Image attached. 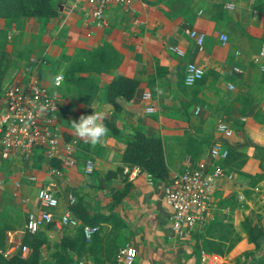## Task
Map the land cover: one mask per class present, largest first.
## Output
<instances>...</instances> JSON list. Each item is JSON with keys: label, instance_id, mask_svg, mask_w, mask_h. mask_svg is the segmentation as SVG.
I'll list each match as a JSON object with an SVG mask.
<instances>
[{"label": "crops", "instance_id": "0c3cea01", "mask_svg": "<svg viewBox=\"0 0 264 264\" xmlns=\"http://www.w3.org/2000/svg\"><path fill=\"white\" fill-rule=\"evenodd\" d=\"M215 1L221 3L216 4L217 7L224 9L217 10L211 6V0H152L147 6L134 2V15L123 4L113 3L105 11L106 25L87 20L84 0H63L59 11L43 21L36 16L7 18L17 22L13 30H16L23 49L18 64L27 69L18 81L25 82L30 74H35L56 94V128L64 138L72 141L74 147V163L61 165L59 172L52 174L58 195L56 212H61L74 201H81L88 212L112 214L107 221L99 223L100 230L107 234L94 244L96 250L85 252L87 260L104 258L108 249H114L117 244H129L136 250L132 264H202L199 252L192 247L194 232L176 233L170 228L169 210L162 200L165 179H154L138 166H135L132 176L123 170L110 177H106L105 173L108 169L125 166L120 159L121 153L135 127L145 134L160 137L167 177L180 168L182 158L187 153L194 160L206 164L210 161L208 148L197 157L190 152L181 153V150L192 148L193 138L201 135H211V142L215 131L207 125L206 120L200 121L191 112L192 105L187 103L191 96L177 85L183 70L177 53L199 65L203 72L221 67L220 57L212 43L217 42L218 34H225L226 41L230 38L231 28L226 23L230 19L224 14L229 12L225 6L227 1L232 2L236 9L235 19L241 24L264 29V0ZM220 18L225 22H220ZM4 19L0 17V24ZM186 27L204 33L200 49L185 33ZM240 36L246 41L245 34ZM103 44H107L109 52L116 56L112 66L98 73L77 71L76 81L67 88L59 89V85L52 84L48 67L55 63L61 51L66 54L76 51L84 57V49H89L97 56ZM168 45L175 46L176 51H170ZM235 50L238 49L234 48L232 55H235ZM32 57L43 58L45 63L34 61ZM156 66L162 70L161 73L155 72ZM115 74L131 76L138 81L129 99L116 97L120 105L118 110H113L103 93L104 85ZM86 83L96 85L97 89L93 92ZM143 90L150 91L149 99H141ZM146 104H152L155 112L145 113L143 106ZM87 108L90 113L92 110L104 111L105 120L112 122L118 133L109 132L95 147L78 138L70 122L78 120ZM218 119L225 120L229 126L231 124L229 117ZM257 139V130L235 132L232 129L231 135L222 140L245 154V160L238 170L252 175L250 178L229 170L222 171L213 180V207L209 219L230 222L239 235L233 246L222 255L211 252L219 255L223 261L253 247L241 228V219L255 207L264 204V142L258 144ZM87 162L91 165L89 172L84 171ZM2 163L12 168V179L36 175L37 181L28 185L33 189V197L30 199L23 195L27 210H35L38 205L35 194L38 181L51 177L41 149L35 148L25 157L20 151H15L8 158H0ZM127 167L131 169L133 165ZM123 180L128 182L127 191L118 201H113L110 194L120 187ZM61 228L64 226L52 225L43 230L49 234ZM41 255L40 252L39 264Z\"/></svg>", "mask_w": 264, "mask_h": 264}, {"label": "built area", "instance_id": "2783aa9c", "mask_svg": "<svg viewBox=\"0 0 264 264\" xmlns=\"http://www.w3.org/2000/svg\"><path fill=\"white\" fill-rule=\"evenodd\" d=\"M150 1L152 0H84V11L87 20L106 25L105 11L109 5L123 4L129 13L134 15V2L147 6ZM225 6L231 7L232 2L227 1ZM184 31L193 40L194 45L200 49L204 33L193 27H186ZM225 39L226 35L220 34V40ZM167 48L176 51L173 45H168ZM235 53H238V50H235ZM32 59L40 62L42 58L32 57ZM252 60L258 70L264 73V42L259 45ZM189 66L204 73L199 65L193 61H187L182 73V82L185 85H188L186 81L189 77H193L195 82L202 76L196 77L195 71H189ZM232 69L241 71L237 65H233ZM61 80L62 75L56 73L52 76L51 82L57 86ZM140 97L147 100L151 97V93L149 90H143ZM57 107L56 94L39 81L35 74H30L25 82L14 81L0 87V158H8L15 151H20L25 157L35 148H40L47 159V172L51 175L43 181H38L35 193L37 208L25 212L22 228L6 230L5 243L0 246L2 256L7 257L14 252L25 256L27 248L20 246L23 233L35 232L45 228L47 224L57 227L80 225L86 240H89L98 228L97 224H81L68 207L61 212H56L58 195L52 174L58 173L61 165H72L75 159L72 141L64 138L56 128ZM143 111L151 114L155 112V107L152 104H146L143 106ZM90 114L92 113L88 115ZM214 131L215 137L208 148L210 161L206 164L203 161L194 160L187 153L182 158L180 168L167 177L162 185V200L169 210L170 228L176 233L200 230L209 219L210 210L213 207V180L222 173L218 159L227 153V144L222 140L231 135L232 129L225 120L217 119ZM52 158L59 160V167L50 164L49 160ZM127 166L126 164L123 166V172H127L130 176L134 175L136 165H133L131 169ZM90 167V163L87 162L84 171L89 172ZM27 178L34 182L37 181L35 174H28ZM199 254L202 264L220 263L218 262L220 256L217 254L204 250H200ZM135 255V247L124 244L118 248L116 258L122 264H131ZM77 264H82V262L78 261Z\"/></svg>", "mask_w": 264, "mask_h": 264}, {"label": "rangeland", "instance_id": "374dc122", "mask_svg": "<svg viewBox=\"0 0 264 264\" xmlns=\"http://www.w3.org/2000/svg\"><path fill=\"white\" fill-rule=\"evenodd\" d=\"M216 4L221 3L211 0V6H215L217 10L220 8L224 9L222 6L217 7ZM253 5L255 4L253 3ZM226 10H229V12L226 11L224 14L230 19L226 23H229L230 32L233 34L229 33L230 38L228 41L226 39L224 41L220 40V34H218L217 42L212 43L216 54L220 57L221 67L218 69H205L202 77L190 86L182 82L181 76L177 85L191 96L190 101L187 103H191L193 108L191 112L197 119L200 121L206 120L207 125L214 128L218 118L229 117L231 118L230 126L235 132L239 130H245L246 132H249L250 129L257 130L258 139L256 142L261 144L264 142V73L258 70L252 58L259 45L264 42V29H256L243 23L241 24L235 19L236 9L233 8V5L227 7ZM223 18L225 19V17ZM220 19V22H225L224 19ZM4 20L0 24V87L3 84L18 81L19 76L27 72L25 67L23 68L21 64H18V58L22 57L21 51L23 49L16 30H13V28L17 27V22L14 19L5 18ZM240 34L246 35V41L241 39ZM234 48L239 51L238 53L234 51L235 55H232ZM84 51V57L76 53V51L69 54L61 51L55 63L48 67L49 76L52 77L56 73L62 75V80L58 86L59 89L62 87L67 88L73 81H76L77 71L86 70L98 73L115 63V54L106 51V49L102 53H98L97 56L89 49H84ZM172 52L174 51L172 50ZM177 56L180 57L184 70V65L189 60L182 54L177 53ZM40 62L45 63V60L42 58ZM233 65L240 67L241 71L233 70ZM86 85L93 92L97 89L96 85L90 86L89 83H86ZM89 111V108L85 109L84 115L90 113ZM210 139L211 135H201L198 138H193L195 140L192 143L193 147L181 150V153L190 152L197 157L209 148ZM11 169L4 163L0 164V233L2 234V239L7 229L22 228L24 215L27 210L23 203V195L25 194V198L31 199L33 197V189L28 186L33 181L27 179V177L18 178L17 180L12 179L10 175ZM247 215L251 216L253 221L258 220L263 223L264 204L255 207ZM2 229L4 230L2 231ZM77 230L78 226H64V228L52 230L53 232L48 234L46 230L42 229L38 233L45 240L39 250L42 254L41 264H57L51 260L49 255L57 249L59 237L64 234L75 235ZM215 231L232 238L227 227H223L220 230L215 229ZM104 234H107L106 231L102 232L98 227L89 240L84 238L85 245L89 246V249L82 252V257L79 260L71 261L69 264H77L78 261H81L82 264H122L117 260L116 253L118 248L124 244H117L114 249L109 248L104 258H92L89 260L85 258V252L88 251L90 253L96 250V248L94 249V244L102 236L104 237ZM112 237L115 238L114 236ZM2 239L0 237V244ZM100 250H102L101 247ZM200 250L202 249L197 251L200 253ZM262 256H264V236L259 237L257 246L253 245L252 249L240 251L236 255L226 258V261L219 259L218 262H220L219 264L221 262L227 264H259L258 260Z\"/></svg>", "mask_w": 264, "mask_h": 264}, {"label": "trees", "instance_id": "16d2710c", "mask_svg": "<svg viewBox=\"0 0 264 264\" xmlns=\"http://www.w3.org/2000/svg\"><path fill=\"white\" fill-rule=\"evenodd\" d=\"M62 4L63 0H0V17L36 16L43 21L47 17L55 15L62 7ZM105 49L109 51L107 50L109 49L107 44L101 45L97 52L102 53ZM155 72L161 73L162 70L156 66ZM137 83L138 81L134 77L123 74L113 75L103 87L105 100L112 105L113 110H118L120 105L116 97L120 96L124 99H129L133 95ZM104 123L110 133H118L117 127L112 122L105 120ZM120 159L126 165L138 166L154 179L164 180L167 178V166L160 137L158 135L145 134L139 127L133 129L131 137L125 143ZM244 160L245 154L242 151L231 148L228 145L226 155L218 159L222 171L235 170L251 178L252 175L238 170ZM49 162L55 167L60 165L59 160L56 158L50 159ZM121 170L122 167L117 166L113 169H108L105 175L110 177L116 172H121ZM127 187L128 182L123 180L120 187L110 194L111 199L118 201L126 193ZM68 209L80 220L81 224L99 225V223L107 221L112 215L110 212H88L81 201H74L69 204ZM50 226L52 224H47L46 227ZM223 227L229 228L232 238L215 231V229L220 230ZM241 228L245 233L246 239L252 242L254 246H257L259 237L264 236V222L253 221L251 216L247 214L241 219ZM41 230L23 233L20 246L27 248L25 256H20L19 252H14L7 257L0 254V264H39V250L41 245L45 243L44 238L38 234ZM193 232V250L202 249L221 255L228 251L239 237L230 222H223L217 219H208L200 230H194ZM0 237L2 239L1 233ZM4 243L5 236L0 246L4 245ZM86 249H89V246L85 245L81 226L79 225L75 235L64 234L59 237L57 249L52 251L49 256L57 264H69L71 261L79 260L82 257V252ZM258 263L264 264V256L258 260ZM221 264L227 263L221 262Z\"/></svg>", "mask_w": 264, "mask_h": 264}, {"label": "clouds", "instance_id": "9594fccd", "mask_svg": "<svg viewBox=\"0 0 264 264\" xmlns=\"http://www.w3.org/2000/svg\"><path fill=\"white\" fill-rule=\"evenodd\" d=\"M189 71H195V76L199 77L202 72L194 70L192 66H189ZM194 82L193 77H189L186 83L190 86ZM106 119V113L102 110H92L90 115H81L78 120L71 121V128L75 135L83 140L85 143L95 147L106 137L109 133V129L104 123Z\"/></svg>", "mask_w": 264, "mask_h": 264}]
</instances>
